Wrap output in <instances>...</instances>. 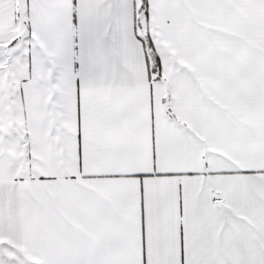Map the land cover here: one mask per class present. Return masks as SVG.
I'll list each match as a JSON object with an SVG mask.
<instances>
[{
  "label": "snow or ice",
  "instance_id": "obj_1",
  "mask_svg": "<svg viewBox=\"0 0 264 264\" xmlns=\"http://www.w3.org/2000/svg\"><path fill=\"white\" fill-rule=\"evenodd\" d=\"M0 264H264V0H0Z\"/></svg>",
  "mask_w": 264,
  "mask_h": 264
}]
</instances>
